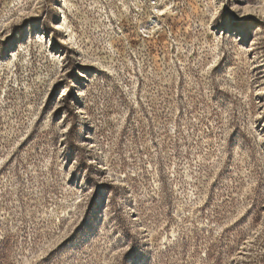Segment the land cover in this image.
<instances>
[{
    "label": "rangeland",
    "instance_id": "obj_1",
    "mask_svg": "<svg viewBox=\"0 0 264 264\" xmlns=\"http://www.w3.org/2000/svg\"><path fill=\"white\" fill-rule=\"evenodd\" d=\"M0 264H264V0H0Z\"/></svg>",
    "mask_w": 264,
    "mask_h": 264
},
{
    "label": "bare ground",
    "instance_id": "obj_2",
    "mask_svg": "<svg viewBox=\"0 0 264 264\" xmlns=\"http://www.w3.org/2000/svg\"><path fill=\"white\" fill-rule=\"evenodd\" d=\"M56 29H61V26L60 25H57V28Z\"/></svg>",
    "mask_w": 264,
    "mask_h": 264
}]
</instances>
